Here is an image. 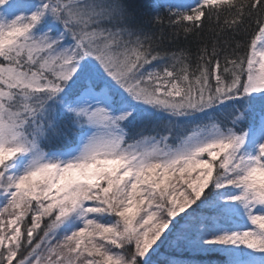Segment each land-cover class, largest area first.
<instances>
[{
  "label": "snow or ice",
  "instance_id": "obj_1",
  "mask_svg": "<svg viewBox=\"0 0 264 264\" xmlns=\"http://www.w3.org/2000/svg\"><path fill=\"white\" fill-rule=\"evenodd\" d=\"M140 7L0 0V264H264V0Z\"/></svg>",
  "mask_w": 264,
  "mask_h": 264
},
{
  "label": "trees",
  "instance_id": "obj_2",
  "mask_svg": "<svg viewBox=\"0 0 264 264\" xmlns=\"http://www.w3.org/2000/svg\"><path fill=\"white\" fill-rule=\"evenodd\" d=\"M126 4L132 5L133 7L141 6L140 11L145 17L147 15H154V9L152 8V5L156 3V0H125ZM161 13L166 16L167 14V9H162ZM151 29V31H157L158 26H152L148 25L146 26ZM212 27L215 28V20L212 22ZM171 29H166V33L170 34ZM212 38V33L209 31V27L205 26L204 29L201 30L199 35H190L185 39L183 33H181L180 37L178 40L172 41L170 44L166 41V46L168 47H187L191 48L193 53H195L196 48L199 44L205 43V42H210ZM247 40L250 41L251 36L246 37ZM205 264H208L209 261H215L217 259L216 256L209 254L208 256H205L204 258Z\"/></svg>",
  "mask_w": 264,
  "mask_h": 264
},
{
  "label": "rangeland",
  "instance_id": "obj_3",
  "mask_svg": "<svg viewBox=\"0 0 264 264\" xmlns=\"http://www.w3.org/2000/svg\"><path fill=\"white\" fill-rule=\"evenodd\" d=\"M172 2H178V0H172ZM187 2H189V3H195V0H187Z\"/></svg>",
  "mask_w": 264,
  "mask_h": 264
}]
</instances>
